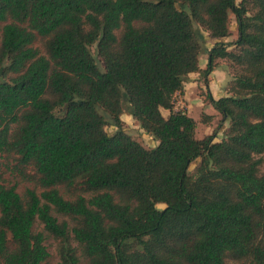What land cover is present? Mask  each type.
<instances>
[{
  "label": "trees",
  "instance_id": "obj_1",
  "mask_svg": "<svg viewBox=\"0 0 264 264\" xmlns=\"http://www.w3.org/2000/svg\"><path fill=\"white\" fill-rule=\"evenodd\" d=\"M220 59L216 141L173 99ZM263 154L264 0H0V264H264Z\"/></svg>",
  "mask_w": 264,
  "mask_h": 264
},
{
  "label": "rangeland",
  "instance_id": "obj_2",
  "mask_svg": "<svg viewBox=\"0 0 264 264\" xmlns=\"http://www.w3.org/2000/svg\"><path fill=\"white\" fill-rule=\"evenodd\" d=\"M241 0H238V2H240ZM197 26V30H198V34L202 40V53L200 55L201 58V64L203 66H207V60H208V51L211 49L212 47V43H213V38H211L208 34V32H206L202 27H200L198 24ZM238 37V30H237V23H236V18L235 16L232 14L231 15V35L229 37H227L225 40L228 42H232L235 41ZM35 45L37 47H39L42 51V53L45 52L44 48L41 45L40 41H37L35 43ZM230 49H233L232 47ZM93 52L96 55L98 62L101 66H103L102 61L100 60V57L96 54L95 48H93ZM228 65V67H227ZM217 68H218V77H220V79H222L223 83H221L218 87H215L214 90H211L210 88L207 87V82H208V78L210 77L209 75L212 73H210L208 76H204V74L200 73L198 74L199 76V83H198V87H196L195 89H191L192 94L190 95V98L193 99H200L204 101V105L203 107H195L192 110L188 109L187 110V114L193 116L194 118H196L198 120V125H197V136L199 138H203L206 135L209 134H214L216 137V141H220L226 134L228 127H229V121H226L225 119H223V115L216 110L213 105H211V103L209 102V100L207 99V94L209 92H211V94L213 95L214 98L218 99L220 97H222L223 94H227L226 88L229 84V82L232 80L233 78V73H234V69H232L230 67V63H228L226 60L220 59L217 62ZM220 88V90H218ZM175 96V95H174ZM177 100V98H176ZM188 106H190V108H192V106L190 105L191 102L193 104V101L191 100H186L184 99ZM130 108L128 109V107H126L124 113L122 114V120L124 123V127L125 130L128 131L134 138H136L138 141H140L143 145H145L148 148H152L154 146H156L155 144V140L151 135H149L148 133H146L139 125V123L133 118L132 114L129 112ZM206 115H213V119L209 122H203L202 121V115L203 114ZM116 130V127L113 125H108L107 126V131L109 133H113ZM263 157V164L261 166V170L264 171V154L262 155ZM199 162V160H196L194 163H192L191 167H190V171L193 172L195 166L197 165V163ZM6 177H8L9 179L15 181V179L13 177H11L8 173L6 174ZM18 186V190L20 193H24V191L26 190V188H35V185L31 182H25V181H20L17 183ZM62 192H65L63 189H61ZM39 192H41V189H38ZM69 198V197H68ZM158 208L163 209L165 208V204L163 203H159ZM60 219H62V217H60ZM37 229L41 230L43 229L42 225L37 224ZM46 245L48 247V250L51 254L49 260H48V264H58L60 257H59V252H58V246H59V241L57 239H55L54 237L48 235L46 238ZM231 264H237V262L230 260Z\"/></svg>",
  "mask_w": 264,
  "mask_h": 264
},
{
  "label": "crops",
  "instance_id": "obj_3",
  "mask_svg": "<svg viewBox=\"0 0 264 264\" xmlns=\"http://www.w3.org/2000/svg\"><path fill=\"white\" fill-rule=\"evenodd\" d=\"M215 42H216V40L213 39L212 47L215 44ZM207 63H208V60H207ZM200 66H201L202 69L206 68L205 66H203L201 64V58H200ZM227 67H228V65H227ZM217 70H218V68L216 66V68L212 71V73L209 75L210 77L208 78L207 87L210 88L211 90H214L215 87H218L221 83H223L222 79H220V77H218V75H217L218 74ZM198 74H200V73L199 72L190 73L189 76H188V79H187V81L185 83L184 89L182 91H178L175 94L174 98L175 99L177 98V102L176 101L174 102L175 103L174 110L177 109V107H178L177 105L178 104H184L185 105V108L183 109V111H185V112H187L188 109L192 110L196 106L197 107H201V106L203 107L204 101L201 100V102H200L199 98L196 99V100L195 99L192 100L190 98V95H189V94H192L191 89H193V88L195 89L196 87H198V83L200 82ZM218 90H220V88ZM226 95L227 94H223L222 97L226 96ZM184 99L193 101V104H192V102L190 104L192 106V108H190V106H188L187 102ZM163 114L165 116H167L169 114V110L163 109ZM196 132H197V130H196ZM156 143H157V141H155V144Z\"/></svg>",
  "mask_w": 264,
  "mask_h": 264
},
{
  "label": "built area",
  "instance_id": "obj_4",
  "mask_svg": "<svg viewBox=\"0 0 264 264\" xmlns=\"http://www.w3.org/2000/svg\"><path fill=\"white\" fill-rule=\"evenodd\" d=\"M175 101L177 102V100L174 98L173 99V105H175V103H174ZM177 106L178 107H177V109L175 111H183V109L185 108L184 104H178ZM173 108H174V106H173ZM183 112H185V111H183Z\"/></svg>",
  "mask_w": 264,
  "mask_h": 264
}]
</instances>
